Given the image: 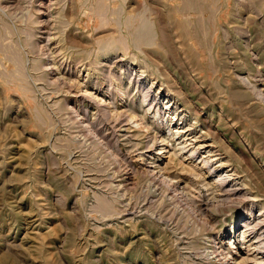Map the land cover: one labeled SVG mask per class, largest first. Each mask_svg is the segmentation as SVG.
<instances>
[{
    "label": "rangeland",
    "instance_id": "374dc122",
    "mask_svg": "<svg viewBox=\"0 0 264 264\" xmlns=\"http://www.w3.org/2000/svg\"><path fill=\"white\" fill-rule=\"evenodd\" d=\"M263 206L264 0H0V264H264Z\"/></svg>",
    "mask_w": 264,
    "mask_h": 264
},
{
    "label": "bare ground",
    "instance_id": "6f19581e",
    "mask_svg": "<svg viewBox=\"0 0 264 264\" xmlns=\"http://www.w3.org/2000/svg\"><path fill=\"white\" fill-rule=\"evenodd\" d=\"M98 13V12H97ZM103 13H104V11H103ZM105 14V13H104ZM103 15V14H102ZM105 18V17H104ZM99 19V18H98ZM102 19V18H101ZM103 21H105V19L103 20H101L100 22H103ZM143 29V28H142ZM139 32V31H138ZM144 37V36H143ZM152 39V38H151ZM119 42H122L121 41V39H117ZM116 40V41H117ZM123 43V42H122ZM84 55L86 54L87 55V57H91V52H85V53H83ZM82 53H80V54H78V55H83ZM78 60V59H77ZM103 73V72H102ZM87 91H85L84 93H86ZM82 96H84V95H82ZM142 97L143 98H146L147 97V94L146 93H144V94H142ZM147 99V98H146ZM144 101V100H143ZM67 105V104H66ZM153 105V104H152ZM98 106V105H97ZM102 106H104V107H107V105H102ZM67 106H64V105H61V110H63L66 114L68 113V110H67V108H66ZM150 107V106H149ZM151 108V107H150ZM127 112H129V117H130V119L131 120H133L132 122L133 123H135V130H133V131H135V132H140V131H143L142 129L143 128H148V125H147V123H146V113H142V116L139 118H136L137 117V115H136V109L135 108H133V106H129V105H126V109L125 110H123V111H120V112H118L119 114H125V113H127ZM38 113V112H37ZM70 119V118H69ZM116 121V120H115ZM79 123V122H78ZM101 123V122H100ZM92 124L93 123H89L88 122V119H87V124H86V128L87 129H89V128H92ZM85 127V126H84ZM94 128H96V127H94ZM93 129V128H92ZM94 131V130H93ZM92 131V132H93ZM85 132V131H84ZM94 132H96V131H94ZM99 133V132H98ZM98 133H97V135H98ZM82 134V133H81ZM95 134V133H94ZM100 135V134H99ZM96 136V135H95ZM100 138H98V140H99ZM107 139V138H106ZM137 140V139H136ZM101 141H104V140H101ZM106 142V141H105ZM137 142V144H139L141 141L140 140H137L136 141ZM101 144L102 143H104V142H100ZM166 144V143H165ZM110 145V144H109ZM104 146V145H103ZM108 146V145H107ZM111 146V145H110ZM110 146H109V149H110ZM113 148V147H112ZM111 148V149H112ZM115 148H116V146H115ZM162 148H163V152L162 153H170L169 151V149H167V145H164V146H162ZM182 148V147H181ZM183 148H186V147H184L183 146ZM182 150V149H181ZM189 150V149H188ZM173 151V150H172ZM211 151V150H210ZM192 152H194V149L192 150V151H190V154L192 153ZM111 153V152H110ZM161 154V153H160ZM166 154H165V156H166ZM172 156H171V160L170 161H168L167 163H166V165H165V167H161L159 164H156L155 166H153L152 167V170L149 172L150 173V175H151V177H150V179L153 181V182H157V181H155L156 179L157 180H163V181H166L165 183H166V186H167V188H169V189H171L172 190V192L173 191H175V192H178L177 190H181L182 192H184V191H186V186H183V187H180L179 186V184H178V180H175L176 179V177L177 176H182V175H185V177L187 178V174H186V172L188 173V169L186 170V167L183 165V162L181 161V159H178V158H175V153L174 154H172V153H170ZM169 154V155H170ZM140 155H144L143 153L142 154H140ZM164 156V155H163ZM161 159V158H160ZM166 159V158H165ZM205 160H207V161H209L210 159H209V157H206L205 158ZM156 161V160H155ZM155 161H154V163H155ZM206 161V162H207ZM222 163H220L219 165H221ZM178 165H180V167L179 168H177V166ZM213 168V167H212ZM174 169V170H173ZM185 170H186V172H185ZM232 170V169H231ZM237 171V170H236ZM180 172V173H179ZM185 172V173H184ZM214 172H216V170H214ZM235 172V171H234ZM238 173V172H237ZM181 174V175H180ZM214 181H216L218 184H220V185H223V184H226L228 181H230L229 180V176H222L221 174H219L218 176H217V178L214 180ZM170 182V183H169ZM157 184V183H156ZM225 186V185H224ZM124 188V187H123ZM233 188V187H232ZM234 189H237V188H234ZM174 193V192H173ZM180 194V193H179ZM183 195V194H182ZM242 196V195H241ZM178 198V197H177ZM190 199V198H189ZM188 199V200H189ZM177 200V199H176ZM178 201V200H177ZM192 201V200H191ZM108 203V202H107ZM190 203V202H189ZM191 204V203H190ZM103 205V204H102ZM264 207V206H263ZM263 207H261V209L260 210H262V208ZM115 203H113V202H111V203H108V204H105L103 207H102V210L106 213V212H112V211H114L115 212ZM264 209V208H263ZM107 213V214H108ZM258 218L259 217H257L256 219L258 220ZM244 222V227H243V231L241 232V235H243V234H246L247 233V231L249 230V228H251V226L252 225H255L254 223L252 224V223H250V222H248L247 220H244L243 221ZM257 222V221H256ZM259 222V221H258ZM258 225V224H257ZM257 225H255V226H257ZM260 225V224H259ZM264 232V231H263ZM258 235V234H257ZM257 239V238H256ZM253 242V241H252ZM253 244V243H252ZM255 244H258V245H256V246H261V248H259V250L260 249H264V238H261V237H259L258 236V239H257V241H255ZM254 244V245H255ZM248 248H250V247H248ZM258 249V248H257ZM223 249L221 248V251H222ZM216 251V250H215ZM218 252V251H217ZM223 252V251H222ZM214 253V252H213ZM216 253V252H215ZM249 253V252H248ZM248 253L246 252L245 254H246V257L248 256ZM229 254V253H228ZM242 258V260L241 261H239V264H241L242 262H245L246 261V259L247 258ZM230 259V258H229ZM229 262V261H228ZM222 264V263H221Z\"/></svg>",
    "mask_w": 264,
    "mask_h": 264
}]
</instances>
